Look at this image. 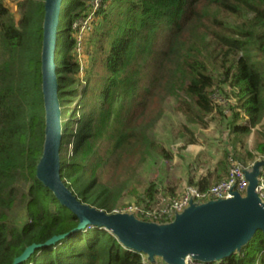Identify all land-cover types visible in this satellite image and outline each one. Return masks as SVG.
Instances as JSON below:
<instances>
[{"label":"trees","instance_id":"obj_1","mask_svg":"<svg viewBox=\"0 0 264 264\" xmlns=\"http://www.w3.org/2000/svg\"><path fill=\"white\" fill-rule=\"evenodd\" d=\"M44 1L24 0L15 21L0 0V264H13L32 244L41 246L19 264H146L144 255L104 228L87 225L73 232L77 216L38 179L45 127ZM93 1L63 0L60 11L55 49L60 153L65 144L74 146L60 156V176L81 203L111 213L129 179L115 173L102 180L109 156L115 166L154 147L169 157L148 137L154 119H146V111L156 98L161 103L174 98L187 123L204 127L213 112L223 114L215 91L230 90L241 100L228 105L235 142L264 118V0H100L95 10ZM89 14L98 29L96 48L81 78L73 55L79 29L73 23ZM105 140L111 144L102 154ZM259 150L264 155L263 144ZM219 166L227 173V155ZM216 170L220 179L223 173ZM196 184L206 189L208 180ZM157 191L151 182L138 196L144 208H151ZM16 207L20 212L13 219ZM59 235L65 237L44 246ZM223 261L264 264V233L256 231Z\"/></svg>","mask_w":264,"mask_h":264},{"label":"water","instance_id":"obj_2","mask_svg":"<svg viewBox=\"0 0 264 264\" xmlns=\"http://www.w3.org/2000/svg\"><path fill=\"white\" fill-rule=\"evenodd\" d=\"M63 0H45L42 22L41 91L44 106L43 152L37 167V176L58 201L77 216L79 223L73 230L87 225L111 232L127 249L138 252L148 262L155 258L165 264H184L194 260L220 262L248 243L256 231L264 233V204L256 188L264 159L246 170L247 187L242 196L233 192L227 199L204 203L191 202L167 223L138 219L134 214L106 213L81 203L65 186L60 176L61 108L58 99L55 49L57 27ZM65 235L54 236L44 246L52 245ZM41 245L32 244L14 260L19 264Z\"/></svg>","mask_w":264,"mask_h":264},{"label":"rangeland","instance_id":"obj_3","mask_svg":"<svg viewBox=\"0 0 264 264\" xmlns=\"http://www.w3.org/2000/svg\"><path fill=\"white\" fill-rule=\"evenodd\" d=\"M1 1L9 9L14 20L18 21L20 18V4L24 0ZM92 20L93 16L89 14L85 20L86 22L81 23L80 20H77L73 23V28L79 29L75 34L76 44L73 55L80 64L81 78L86 75L85 70L92 57L91 52H94L96 48L94 31L98 29L94 26ZM163 95H159V97ZM213 100L222 106L221 111L223 114L213 112L206 118V126L202 127L187 123L185 116L176 109L174 98L168 97L162 103L156 98L155 104L146 111L149 112L146 119H149L150 116L154 119L148 130V137L160 146L169 157H164L160 149L154 147L148 153L135 152L128 162L124 161V163L115 166L112 163L114 157L109 156L105 171L102 173V180L110 179L115 173L116 178L120 180L129 179L125 190L126 194L116 210H128L130 207L142 206L138 196H141L143 190L151 182L157 185L158 190L151 208L160 207L164 200L170 201L181 194L179 185L182 176H186L187 173L190 174L191 169L192 172L196 169L208 171V167L214 169L219 161L226 159V155L227 173L223 172L224 167H217L219 172L223 174L220 179L216 180L215 178L210 183L211 185L226 178L230 167L228 161L230 158L235 159L236 155L239 159L234 161L240 162L248 168L254 162L264 159V155H261L262 153L259 150L260 145H264V118L259 124L251 128L250 134L241 135L235 142L233 141L235 134L232 133L228 123L233 113L229 111L228 105L234 106L236 103H241V100L234 97L230 90H227L225 95H221L219 90H216ZM68 107L74 108L75 100ZM243 122L244 120L241 119L238 123ZM101 144L99 153H106V149L111 142L105 140ZM73 147L72 143L65 144L60 156L65 154L67 150L68 154L72 153ZM249 155L254 157L250 159ZM18 212L20 210L16 207L12 213L13 219L17 218ZM160 261L161 259L155 258L150 263L158 264ZM218 263L225 264V261L222 260Z\"/></svg>","mask_w":264,"mask_h":264},{"label":"built area","instance_id":"obj_4","mask_svg":"<svg viewBox=\"0 0 264 264\" xmlns=\"http://www.w3.org/2000/svg\"><path fill=\"white\" fill-rule=\"evenodd\" d=\"M100 4V0H94L92 3L93 10H95ZM84 22V21H83ZM86 22V21H85ZM84 26V24H83ZM230 167L226 178L222 179L214 185L208 186L206 189H200L197 185H186L181 194L172 200H164L160 207L144 208L140 207H130L128 210L123 209L121 211L114 210L113 212H123L131 214H140L144 217L146 221L156 222V223H167L173 220L177 213L182 212L185 208L189 206L191 202L193 203H204L215 199H227L232 197L233 192H238L242 196L245 194L247 187V180L245 178V171L248 167H245L242 163L236 162L233 159H229ZM264 167L260 171L258 176V186L256 191L261 201L264 204ZM144 261L146 264H152L146 261L144 256ZM158 264H165L160 261ZM184 264H218V262H207L201 260H194L190 257L185 259Z\"/></svg>","mask_w":264,"mask_h":264},{"label":"crops","instance_id":"obj_5","mask_svg":"<svg viewBox=\"0 0 264 264\" xmlns=\"http://www.w3.org/2000/svg\"><path fill=\"white\" fill-rule=\"evenodd\" d=\"M208 171H201L199 169H196L195 171L192 172V169H191V173H187L186 176H182L181 177V182H180V187H181V191L183 190V188L186 186V185H197L196 183H198L200 180H202V178H206L208 180V186H210L211 182L216 178L215 174L216 173V166L215 168H209L208 167ZM218 180V179H216Z\"/></svg>","mask_w":264,"mask_h":264}]
</instances>
